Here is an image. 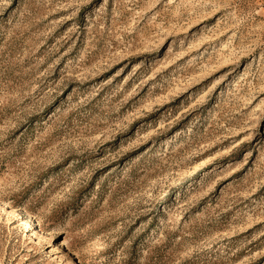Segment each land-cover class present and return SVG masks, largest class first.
I'll return each instance as SVG.
<instances>
[{
	"label": "rangeland",
	"instance_id": "rangeland-1",
	"mask_svg": "<svg viewBox=\"0 0 264 264\" xmlns=\"http://www.w3.org/2000/svg\"><path fill=\"white\" fill-rule=\"evenodd\" d=\"M0 264H264V0H0Z\"/></svg>",
	"mask_w": 264,
	"mask_h": 264
}]
</instances>
